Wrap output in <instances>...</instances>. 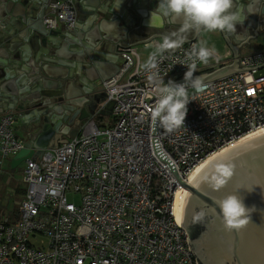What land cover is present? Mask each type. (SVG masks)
Masks as SVG:
<instances>
[{"label": "built area", "instance_id": "obj_1", "mask_svg": "<svg viewBox=\"0 0 264 264\" xmlns=\"http://www.w3.org/2000/svg\"><path fill=\"white\" fill-rule=\"evenodd\" d=\"M76 23L73 0L52 2L43 18L49 30ZM199 46L164 51L151 70L133 55L103 84L114 103L111 124L98 123L97 111L76 137L24 163L18 218L0 217V264H197L176 213L187 191L181 182L190 184L204 160L264 129V49L240 58L237 74L193 89L184 127L168 133L152 121L156 89L185 78L183 64ZM205 68L197 61L194 76ZM17 122L13 112L0 117L6 161L24 149Z\"/></svg>", "mask_w": 264, "mask_h": 264}, {"label": "water", "instance_id": "obj_2", "mask_svg": "<svg viewBox=\"0 0 264 264\" xmlns=\"http://www.w3.org/2000/svg\"><path fill=\"white\" fill-rule=\"evenodd\" d=\"M54 1L59 0H0V117L15 113L26 133L24 149L11 161V170L27 160L41 159L58 136L60 140L76 137L78 122L97 111L101 117L111 116L114 103L107 102L103 84L145 46L173 37L180 45L198 43L204 37L221 40L230 51L231 62L193 77L204 85L237 74L239 51L264 33V0H233L232 11L243 23L232 34L181 32L182 21L163 17L157 8L159 0H73L77 12L74 28L61 25L49 30L43 18ZM158 19L164 21L154 32L152 21ZM179 46L165 52L174 53ZM61 61L73 64L74 75L58 74L55 66ZM184 82L185 78L175 83ZM83 107L86 111L82 113ZM222 167L231 176L216 191L210 182L223 175ZM181 185L189 193L180 224L197 264H264V138L218 160L193 185ZM235 191L256 211L244 228L226 231L216 201ZM201 210L206 213L205 221L194 224L193 216ZM195 225L201 231L192 239L190 230Z\"/></svg>", "mask_w": 264, "mask_h": 264}, {"label": "clouds", "instance_id": "obj_3", "mask_svg": "<svg viewBox=\"0 0 264 264\" xmlns=\"http://www.w3.org/2000/svg\"><path fill=\"white\" fill-rule=\"evenodd\" d=\"M232 6L233 0H159L157 8L162 11L163 17L170 21L180 19L181 32L232 34L236 33V25L243 23L239 14L232 11ZM180 43V40L173 41L165 38L164 42L157 46V51L163 53L178 47ZM155 55L154 53L144 66L146 69L151 70L156 67ZM220 58L219 52L205 43H201L198 48H193L187 56V60L191 63L183 64L188 67L185 82L177 84L169 81L156 89L155 105L151 111L152 121L157 122L168 133L184 127L187 105L193 100L189 97L188 88H193L196 93L203 91L202 81L199 78H193L197 61L208 65L210 61H218ZM219 171L223 175L210 182L211 187L216 191L221 190L231 176L227 167H222ZM246 190L252 192L254 189ZM216 205L226 231L241 230L250 222L251 214L256 211L255 206H246L244 198L236 191L217 200ZM205 218L206 213L201 210L194 214L192 222L203 223Z\"/></svg>", "mask_w": 264, "mask_h": 264}, {"label": "rangeland", "instance_id": "obj_4", "mask_svg": "<svg viewBox=\"0 0 264 264\" xmlns=\"http://www.w3.org/2000/svg\"><path fill=\"white\" fill-rule=\"evenodd\" d=\"M155 42L158 43V41ZM202 42H211V41L202 40ZM261 47H264V33L261 34L256 40L252 41L250 45L242 51L243 55L245 54L250 55L256 53L258 52L259 49H261ZM223 59L229 60V58H225V57L220 58L218 60L220 61L219 66L228 64V63H224L225 61ZM212 61L217 62L216 60H212ZM212 68H217V67L213 66ZM212 68L203 69L201 72H199V74L208 72ZM188 93L189 95H191L193 93V88L188 89ZM104 120H105V124H111L113 122V117L107 116L104 117ZM7 162L8 161H6L0 155V217L9 219L12 213L14 214L15 211H18L19 203L22 201L24 197L22 170L25 164H22L21 167L18 168V170H11V167L7 164ZM68 200L76 205H78L81 201L80 196H76L73 194L68 195Z\"/></svg>", "mask_w": 264, "mask_h": 264}, {"label": "crops", "instance_id": "obj_5", "mask_svg": "<svg viewBox=\"0 0 264 264\" xmlns=\"http://www.w3.org/2000/svg\"><path fill=\"white\" fill-rule=\"evenodd\" d=\"M121 3V2H119ZM47 10V9H46ZM45 14H46V11H45ZM162 21H164L162 19ZM161 20H155V21H152V27H151V30L154 31V32H157L160 27H161V23H162ZM61 28V26H60ZM59 28V29H60ZM176 38L173 37V41H175ZM202 40H208V41H211V42H202ZM199 43V45H201V43H205L208 47H214L220 54V57L221 58H224V57H228L229 60H224L225 62L224 63H230L231 62V55H230V51L228 49H226V47L224 46L223 42L221 40L219 41H213L207 37H204ZM213 42V43H212ZM159 45L162 44V41H158ZM264 49V47H261V49H259L258 51ZM244 50V49H243ZM243 50L239 51V55H240V58L242 57H245V56H248L247 54L243 55ZM255 52V51H254ZM156 54V55H159L160 53L157 51V47H154L153 44H150V45H147L145 46V48H142L141 50L138 51V56L136 57V62H140L142 63L144 66L147 64V62L149 61L150 57L153 56V54ZM155 55V56H156ZM220 62V61H219ZM218 63L217 62H214V61H211L209 62L208 65H206V68H212L213 66H216ZM71 66L73 67V64L71 62H64V61H61V65L60 66H55V70L58 71V74L59 75H64V76H71V75H74V68H71ZM135 71V67L132 68L128 73L127 75L124 77V80H128L134 73ZM86 111V108L83 107V110H82V113ZM86 114L88 113H84L83 115L84 116H87ZM92 116H89V118H91ZM85 120L81 121V122H78V126L80 128V126L82 125V123H84ZM26 127H24L25 129ZM14 131H15V134L16 136L22 141V142H25V139H26V133L24 132L23 130V127L21 126V124L19 122H17L15 128H14ZM69 133V131H66ZM72 132H75V131H72ZM58 139L55 140L54 142H52V144L50 145V147H57L59 144H62L63 142L67 141L66 139L67 138H63L62 140H60V136L57 137ZM13 160V158H10L8 159L7 161V164L11 167V161ZM17 170V169H16Z\"/></svg>", "mask_w": 264, "mask_h": 264}, {"label": "bare ground", "instance_id": "obj_6", "mask_svg": "<svg viewBox=\"0 0 264 264\" xmlns=\"http://www.w3.org/2000/svg\"><path fill=\"white\" fill-rule=\"evenodd\" d=\"M261 138H264V129L259 130L255 133H252L250 135H247L245 137H243L237 144H235L234 146H231L223 151H220L216 154H214L213 156L207 158L206 160H204L200 165H198V167L191 173L190 178H189V182L190 184H194L195 181L199 178V176L205 171L207 170L210 166H212L215 162H217L218 160L222 159L223 157H225L226 155L230 154L231 152L247 145L250 144L256 140H259ZM187 191L183 192V198H185ZM182 205L183 204H178V207L176 209V213H177V217L178 220L180 222V218H181V210H182Z\"/></svg>", "mask_w": 264, "mask_h": 264}, {"label": "trees", "instance_id": "obj_7", "mask_svg": "<svg viewBox=\"0 0 264 264\" xmlns=\"http://www.w3.org/2000/svg\"><path fill=\"white\" fill-rule=\"evenodd\" d=\"M96 120H97L98 123H102L103 120H104V117H101V116L98 115V116L96 117ZM17 218H18L17 211H15L14 214L12 213V214L10 215L9 220H10V221H15ZM200 231H201V228H199L198 226L195 225V226L193 227V229L190 230V237H191L192 239H195L196 237H198Z\"/></svg>", "mask_w": 264, "mask_h": 264}, {"label": "flooded vegetation", "instance_id": "obj_8", "mask_svg": "<svg viewBox=\"0 0 264 264\" xmlns=\"http://www.w3.org/2000/svg\"><path fill=\"white\" fill-rule=\"evenodd\" d=\"M82 124H83V123H82ZM81 126H82V125H81ZM81 126H80V127H81ZM20 167H21V166H19L18 168H20ZM18 168H17V170H18Z\"/></svg>", "mask_w": 264, "mask_h": 264}]
</instances>
